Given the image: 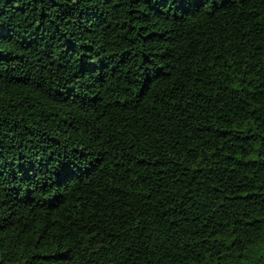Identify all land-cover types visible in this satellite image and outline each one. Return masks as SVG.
I'll return each mask as SVG.
<instances>
[{
	"label": "trees",
	"instance_id": "obj_1",
	"mask_svg": "<svg viewBox=\"0 0 264 264\" xmlns=\"http://www.w3.org/2000/svg\"><path fill=\"white\" fill-rule=\"evenodd\" d=\"M0 264H264V0H0Z\"/></svg>",
	"mask_w": 264,
	"mask_h": 264
}]
</instances>
